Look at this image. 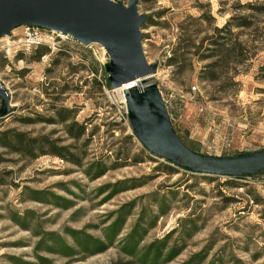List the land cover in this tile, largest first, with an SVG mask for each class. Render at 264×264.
<instances>
[{
  "label": "rangeland",
  "instance_id": "rangeland-1",
  "mask_svg": "<svg viewBox=\"0 0 264 264\" xmlns=\"http://www.w3.org/2000/svg\"><path fill=\"white\" fill-rule=\"evenodd\" d=\"M138 8L150 20L141 28L145 56L158 64L155 83L186 146L215 157L263 150L264 0H142ZM232 16L248 19L250 27L218 33ZM24 32L20 27L0 39V84L11 97L0 138L7 133L12 141L23 133L42 146L36 159L0 146V264H41L35 232H57L72 244L65 230H84L106 241L123 209L130 213L105 253L41 256L47 264H122L131 259L119 242L142 223L148 228L142 247L173 231L169 247L183 250L169 264H185L200 253H206L202 264H264V171L235 179L153 156L135 136L118 92L107 93L104 48L54 35L53 43L35 47L45 52L34 59L38 49L23 45ZM215 42H227L229 49L239 42L244 56L238 51L239 57L227 59V48ZM179 45L198 55L187 56L182 68L168 66ZM74 122L86 127L81 139L69 133ZM102 166L106 173L93 178ZM27 212L31 230L13 221Z\"/></svg>",
  "mask_w": 264,
  "mask_h": 264
},
{
  "label": "water",
  "instance_id": "water-1",
  "mask_svg": "<svg viewBox=\"0 0 264 264\" xmlns=\"http://www.w3.org/2000/svg\"><path fill=\"white\" fill-rule=\"evenodd\" d=\"M140 1L125 5L112 0H0V39L27 26L68 35L85 47L101 46L109 56L104 68L110 89L128 85L129 120L135 136L153 156L214 176L244 177L263 171L264 149L215 157L191 150L178 136L154 80L158 64L145 56L141 28L148 15L139 12ZM10 98L0 84V118L10 114Z\"/></svg>",
  "mask_w": 264,
  "mask_h": 264
},
{
  "label": "trees",
  "instance_id": "trees-1",
  "mask_svg": "<svg viewBox=\"0 0 264 264\" xmlns=\"http://www.w3.org/2000/svg\"><path fill=\"white\" fill-rule=\"evenodd\" d=\"M149 21L150 20L148 18V20L145 23H149ZM250 25L251 22L248 19L232 16L230 20H228V22L222 28H216V31L218 33H223L230 28V33H231L233 28H249ZM221 40L223 41L225 40V38H221ZM215 45L220 49H223V48H227L228 43L215 42ZM36 51H37L36 52L37 55L34 57V59H39L41 56H43V53L45 52V50L41 51L40 49ZM238 51L241 52L240 56L243 57L244 55H243L242 44H240L239 42H235V44H233L232 47L230 46V49L229 48L226 49V54L228 55L227 59H229V55H230V59H232L233 54H236V56L239 57ZM197 55L198 54L185 52L184 48H181V46L179 45V48H177L174 51L173 55L169 58L168 66L182 68L183 66L181 65H183L184 61H186L187 56L195 57ZM250 57L252 58L253 56ZM198 58L199 60L202 61L207 59L204 58L203 56L201 58L200 57ZM249 59L250 58L248 56L247 58H245V60H249ZM243 60L242 62H238V64L243 63ZM206 79L210 81L217 80L215 76H209ZM106 86L110 88L109 81H107ZM66 121L67 119L63 117L61 118L62 123ZM68 129L70 135H72L74 139H81L86 135V127L76 122L70 124V126H68ZM74 130L76 131L75 133L72 132ZM0 146L7 148L14 153H19L25 157L36 159L40 156L39 151L42 145L40 139L31 138L27 134H23V133L17 134L11 141L9 140V138H7V133H2V136L0 138ZM53 154L57 155L58 157L65 158V156L61 152H53ZM71 162L77 165L79 164L77 160H71ZM90 170L91 169H89V171ZM106 171H107L106 166L99 167L97 170L94 171L93 173L94 175L92 177L93 178L95 177V179L99 178L103 176L106 173ZM88 174L91 175L90 172H88ZM254 175H249L244 177H233V178L244 179L246 177H251ZM114 188L115 187H113L112 192L117 193L119 189L114 190ZM35 199H37V201H41L40 200L41 198H35ZM129 213L130 210L124 211L123 209L116 214L115 220L108 227V231L105 234L106 241L94 238L84 230H72V229L65 230L66 235L72 239V244L68 243V241L57 232H45V233L35 232V236L39 238V241L35 247V257L41 264H47L48 260H46V258L41 256L42 253L53 254L65 258H76L79 256L87 257V256H93L96 254L105 253L115 245L116 239L121 234ZM29 214L30 212H27V215L24 216L17 214L13 217V221L22 229L31 230L29 224ZM141 224L137 225L136 228H134L129 235H127L121 242H119L120 251L127 258L131 259L122 264H169L178 255H180V253L183 250V247L178 245L169 247V238L171 237L170 234L173 231L169 233V236H166L161 240H156L150 243L149 245L142 247L141 244L144 241V237L148 232V228L141 226ZM154 225H155V221L150 227L152 228ZM205 255L206 253H200L194 255L185 264H202L206 259ZM13 259L15 260V258ZM16 261H19L18 262L19 264H32L24 260L16 259Z\"/></svg>",
  "mask_w": 264,
  "mask_h": 264
},
{
  "label": "built area",
  "instance_id": "built-area-1",
  "mask_svg": "<svg viewBox=\"0 0 264 264\" xmlns=\"http://www.w3.org/2000/svg\"><path fill=\"white\" fill-rule=\"evenodd\" d=\"M24 28H25V32H24L23 45H25L27 47H33V46L37 47V46H40L42 44L53 43L55 40L54 35L61 37V39H63L64 41L74 40L71 37H69L68 35L57 33L54 31H49L46 29H41V28H36V27H27V26H24ZM195 90H196V88H193V91H195ZM111 92L113 93V92H117V91L109 88L107 90V93L110 94ZM122 94H124V91L122 92ZM119 96H120V94H119ZM125 105H127V103H125ZM171 121H172V118H171Z\"/></svg>",
  "mask_w": 264,
  "mask_h": 264
},
{
  "label": "bare ground",
  "instance_id": "bare-ground-1",
  "mask_svg": "<svg viewBox=\"0 0 264 264\" xmlns=\"http://www.w3.org/2000/svg\"><path fill=\"white\" fill-rule=\"evenodd\" d=\"M132 85H135L136 84V82H133V83H131ZM129 87H128V85L127 86H123V87H121V88H119V89H117L116 91L120 94V98H121V100H122V103H126V97H125V93H126V90L128 89ZM124 91V94H122V92Z\"/></svg>",
  "mask_w": 264,
  "mask_h": 264
}]
</instances>
